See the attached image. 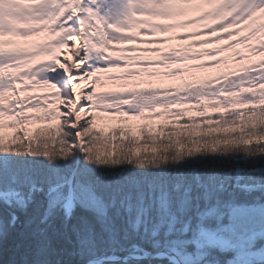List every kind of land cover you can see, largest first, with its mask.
<instances>
[{
	"label": "snow or ice",
	"instance_id": "6c2138e0",
	"mask_svg": "<svg viewBox=\"0 0 264 264\" xmlns=\"http://www.w3.org/2000/svg\"><path fill=\"white\" fill-rule=\"evenodd\" d=\"M259 161L264 0H0V264H264Z\"/></svg>",
	"mask_w": 264,
	"mask_h": 264
},
{
	"label": "rangeland",
	"instance_id": "374dc122",
	"mask_svg": "<svg viewBox=\"0 0 264 264\" xmlns=\"http://www.w3.org/2000/svg\"><path fill=\"white\" fill-rule=\"evenodd\" d=\"M44 39H45L44 34H41L39 36L31 37L27 41H21V42L31 46V45H35L38 43H42L44 41ZM187 43H189V40H187V39H180V40L171 39L168 41V44H162L159 46L163 47V48H167L169 45L186 46ZM149 46H156V45H149ZM200 70L201 69L193 70V72L198 73ZM203 70H205V71L208 70V73L206 72V75L201 73L202 77H210L216 73V69L209 68V69H203ZM186 78H187V75L185 74V75H173V76H159V77H153L151 79L154 83H157V84L163 86V85H179V84H182V83H184V80ZM231 86H232V82H229L228 87H231ZM98 123L101 126L105 127V130L107 131L108 125H110L111 123H115V122L114 121H98ZM143 123L158 125L160 123V119L159 118H152L150 120L137 119L135 121H131L130 122V124L132 126L131 132L138 131L139 126ZM41 126L42 125H40L39 123H34V124H28L25 127H27L29 132L34 135L36 133V129L38 127H41ZM14 131H15L14 129H4L3 130L5 135H9ZM109 134H110V132H109Z\"/></svg>",
	"mask_w": 264,
	"mask_h": 264
},
{
	"label": "trees",
	"instance_id": "16d2710c",
	"mask_svg": "<svg viewBox=\"0 0 264 264\" xmlns=\"http://www.w3.org/2000/svg\"><path fill=\"white\" fill-rule=\"evenodd\" d=\"M194 73H195V72H194ZM195 75L200 76L201 74L199 75V72H198V73H195ZM184 81H185V80H184ZM181 123H183V121H181ZM167 131H168V129H165V132H167ZM22 134H23V133L20 132L18 135H22ZM126 134L129 136V140H125V141L123 142V144H119L118 141H112V142H110V143L107 144L106 149H105L103 146H101V150H102V151H104V150H110V151H120V150H123V151H126V150H127V147L129 146V141L132 139V132H128V133H126ZM34 135H40V133H37V132H36ZM110 135H111V132H110L109 136H110ZM217 138H221V139H223L224 137H223V136H220V137H217V136L201 137V139H212V140H215V139H217ZM147 139H148V137H147V132L145 131V133L142 134L141 143L145 142ZM114 144L117 145L116 148H113V145H114ZM259 163L262 164V165H264V161H259ZM249 166H251V165H249ZM250 175H251L252 178H254V179H264V177H262L260 174L255 173V172L250 173ZM245 179H247V176L245 177ZM252 195H253V196H258V195H260V193H259V192H255V193H253Z\"/></svg>",
	"mask_w": 264,
	"mask_h": 264
}]
</instances>
